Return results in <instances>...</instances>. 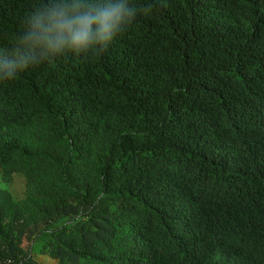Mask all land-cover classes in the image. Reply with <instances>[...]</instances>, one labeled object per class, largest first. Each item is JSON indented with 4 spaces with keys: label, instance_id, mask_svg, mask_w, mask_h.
<instances>
[{
    "label": "trees",
    "instance_id": "1",
    "mask_svg": "<svg viewBox=\"0 0 264 264\" xmlns=\"http://www.w3.org/2000/svg\"><path fill=\"white\" fill-rule=\"evenodd\" d=\"M60 2L0 0V50ZM132 2L0 83V264H264V0Z\"/></svg>",
    "mask_w": 264,
    "mask_h": 264
},
{
    "label": "clouds",
    "instance_id": "2",
    "mask_svg": "<svg viewBox=\"0 0 264 264\" xmlns=\"http://www.w3.org/2000/svg\"><path fill=\"white\" fill-rule=\"evenodd\" d=\"M151 5L132 0H62L25 18L23 36L0 50V83L67 55H101Z\"/></svg>",
    "mask_w": 264,
    "mask_h": 264
},
{
    "label": "rangeland",
    "instance_id": "3",
    "mask_svg": "<svg viewBox=\"0 0 264 264\" xmlns=\"http://www.w3.org/2000/svg\"><path fill=\"white\" fill-rule=\"evenodd\" d=\"M3 173L0 171V178ZM9 192L16 201H21L25 198V179L20 174L8 176Z\"/></svg>",
    "mask_w": 264,
    "mask_h": 264
}]
</instances>
